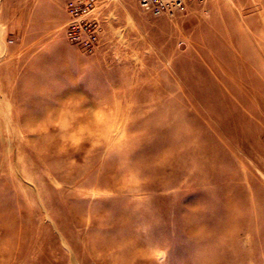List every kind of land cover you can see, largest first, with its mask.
<instances>
[{"label": "rangeland", "instance_id": "rangeland-1", "mask_svg": "<svg viewBox=\"0 0 264 264\" xmlns=\"http://www.w3.org/2000/svg\"><path fill=\"white\" fill-rule=\"evenodd\" d=\"M70 1L0 0V264H264V0Z\"/></svg>", "mask_w": 264, "mask_h": 264}, {"label": "built area", "instance_id": "built-area-1", "mask_svg": "<svg viewBox=\"0 0 264 264\" xmlns=\"http://www.w3.org/2000/svg\"><path fill=\"white\" fill-rule=\"evenodd\" d=\"M99 0H72L66 6L71 17L67 30V38L86 48L93 47L99 31V24L91 16L96 10ZM189 0H138L143 12L153 15H175L185 12ZM90 18V20H89Z\"/></svg>", "mask_w": 264, "mask_h": 264}, {"label": "bare ground", "instance_id": "bare-ground-1", "mask_svg": "<svg viewBox=\"0 0 264 264\" xmlns=\"http://www.w3.org/2000/svg\"><path fill=\"white\" fill-rule=\"evenodd\" d=\"M190 4H191V3H190ZM190 6H191V5H190ZM138 7H139V6H138ZM100 11H101V10H100ZM151 15H152V14H151ZM149 16H150V15H149ZM160 16H161V15H160ZM164 17H165V15H164ZM169 17H170V16H169ZM93 18H94V17H93ZM161 19H162V18H161ZM168 20H169V19H168ZM67 28H68V27H67ZM107 32H108V31H107ZM108 42H109V41H108ZM98 46H99V45H98ZM98 46H97V47H98Z\"/></svg>", "mask_w": 264, "mask_h": 264}]
</instances>
